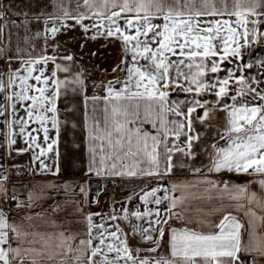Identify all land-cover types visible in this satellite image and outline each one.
I'll list each match as a JSON object with an SVG mask.
<instances>
[{
	"label": "snow or ice",
	"instance_id": "6c2138e0",
	"mask_svg": "<svg viewBox=\"0 0 264 264\" xmlns=\"http://www.w3.org/2000/svg\"><path fill=\"white\" fill-rule=\"evenodd\" d=\"M55 2L63 11L64 17L70 18V13L63 8V0ZM83 2L85 5L89 4V0ZM77 3L79 4V0ZM101 3L104 6L111 4L113 8L119 6V11L110 12L107 17L109 26L103 32L99 31L103 25H93L96 32L91 38L96 39L99 35L121 40L124 52L130 53L134 62V67L128 70V80L117 81L123 88L115 92V96L130 102L145 97L151 100L157 106V111L154 116L146 111L143 122L151 123L157 128V134L151 135L139 127H128L130 123L141 120L138 102L120 108L114 107L111 128L106 126L102 137L97 133L95 126L89 133L94 143L89 148L88 171L96 175L110 176L137 174L162 176L170 174L174 167H189L187 163L174 164L173 157L176 153L187 160L196 157L194 149L201 140V133L193 127L194 120L205 127L211 126L212 121L216 119V113L222 110L226 113V120L223 130L217 134L227 146L218 147L215 143L210 145L214 151L210 154L207 171L247 173L251 170L264 175V87H260L264 80L236 77V71L252 68L251 62L237 65L235 69H227V76L222 78L208 75L222 71L220 65L224 61L232 63L230 57L241 59V49L245 46L264 43V31H261V26H264V0H231L233 5L231 10L228 7V0H121L119 5L117 0H101ZM217 4L220 7H217ZM3 7L0 3V9ZM3 17L4 11H0V18ZM232 17L236 19L233 20ZM41 18L42 14L36 17L37 20ZM84 18L83 13L75 17L87 33L90 28L83 25ZM121 19L124 20L123 25L119 23ZM154 19H162L163 23L154 24ZM49 31L54 35L58 29L53 27ZM2 32L3 29H0V33ZM3 51L0 49V57L3 56ZM67 59L71 60L72 57ZM140 60L146 63L139 64ZM256 64L264 67V58L258 59ZM57 68L60 66L57 65ZM41 75L32 76L30 67L28 76L18 77L22 83L21 91L8 95L6 99L13 101L9 105L13 112L16 103L31 101L26 109L28 119L34 118L40 123L47 142L48 129L44 127L45 122L50 120L57 133L59 131V121L55 114L60 83H57L51 95L45 94L46 87L23 86L29 78L47 86L48 78L41 81ZM230 81L241 85L237 93L231 96ZM12 84L10 76L9 85ZM253 84L256 87H253ZM113 87L112 82H109L107 86L109 96L113 95ZM3 90V83L0 81V91ZM30 90H34L38 95H29ZM169 90L193 95L183 100H169ZM205 93L213 95L216 99L208 101L200 98ZM225 97L232 103L223 102ZM95 99L93 97V100ZM129 107L132 108L131 112L128 110ZM3 111V105L0 104V115ZM47 113L53 115L49 117ZM169 114L174 119H167ZM23 131L22 127L21 132ZM28 135L31 136L30 133ZM169 137H172L171 142ZM32 142L36 147H40L35 143V138H32ZM9 143L15 144L16 141L10 139ZM55 143L54 139L47 144L46 149L41 148L39 155L53 151ZM142 162H145L147 167H141ZM41 164L47 169L44 161H41ZM191 170L202 171L200 168ZM202 183L209 185L211 189L228 193V198L237 202L246 197L245 186L230 188L225 183L221 189L220 185L212 180H205ZM260 184L264 186V179ZM181 187L175 186L173 190H179ZM158 191L161 189L154 188L147 192L144 200L148 203V197H152L151 203L157 206L164 204V208L162 210L157 208L154 213L152 211L134 213L138 218L146 220L149 226L145 228L134 225L133 234L138 233L141 240L157 245L156 248H149L150 252L158 250L160 242L167 234L172 259L162 257L149 260L133 257L126 238L121 239L116 232L105 237L104 232L107 230L103 229V225H93L91 216L87 218L90 225L88 239H81L79 244L73 247L68 243L74 239L72 234L66 236L61 231L56 237L58 242H53L52 233L21 232L17 226L8 224L5 212L0 209V264H25V260L28 264H120L121 260H124L125 264H128V261H131V264H238V262L242 264L239 253L241 229L244 225L240 223L239 217L231 213L223 215L220 222L214 225L217 229L215 233L204 234L190 227L173 228L168 223L171 219L180 220L185 225L204 224L203 217L193 220L191 213L196 212L203 216L210 213H205L199 207L192 208L186 203L188 197L157 196ZM6 192L0 180V196H6ZM192 198L203 199L196 194H192ZM246 198L254 199L255 194ZM13 199L17 197L13 196ZM29 199H32L31 195ZM23 206L25 205L18 201L17 207ZM241 209L246 215H255L250 208L238 203L235 210ZM149 216H154V219L148 220ZM261 219L264 220V217ZM92 228L103 231L94 236ZM9 229L13 233L12 239L18 242L15 248L8 244ZM120 231L122 234V230ZM106 239H110L111 242L106 243ZM94 240L98 241L96 246H93ZM117 241L119 243H116ZM6 244L8 247H4ZM25 244L30 246L25 247ZM253 250L264 255V247L250 249L245 245L243 249L245 253ZM121 252L124 256H121ZM109 253L116 255L110 258Z\"/></svg>",
	"mask_w": 264,
	"mask_h": 264
},
{
	"label": "crops",
	"instance_id": "0c3cea01",
	"mask_svg": "<svg viewBox=\"0 0 264 264\" xmlns=\"http://www.w3.org/2000/svg\"><path fill=\"white\" fill-rule=\"evenodd\" d=\"M0 3L4 6L3 9H0V11H4L2 18L3 36L0 35L4 40L3 44H0V49L4 50L3 56L0 57V81H2L4 88L3 91H0V104L4 108L3 114L0 115V180L7 190L6 196H0V209L5 212L10 226H17L21 232L52 233L54 234L53 242H58L56 237L61 231L66 236L72 234L74 239L68 243L76 247L81 239H88L90 225L87 218L91 216L93 225H103V229H109L110 233L113 231L120 235L121 239L126 238L133 257L149 260L162 257L172 259L167 234L155 252H150L148 249L156 244L141 240L140 236L139 238L132 236L134 225L145 228L149 226L146 220L138 218L134 213L149 211L154 213L157 208L161 210L164 208V204L157 206L151 203L152 197H148V203L144 200L147 192L154 188H160L161 191L157 192V196L180 197L183 195L188 197L186 203L192 208L199 207L205 213H210L206 216L196 212L191 213L193 220L203 217L205 219L204 224L189 223L185 225L180 220L171 219L168 221L171 227L177 229L190 227L204 234L215 233L217 229L214 225L220 222L223 215L231 213L239 217L240 223L244 225L241 229L240 262L242 264H264V255H260L255 250L248 253L243 251L245 245L250 249L264 247V220L261 219L264 217V186L260 184L264 175L251 170L247 173L208 172L207 167L201 168V166L197 167L202 169L200 172L182 169L183 167H174L170 174L162 176L140 174L136 176H110L96 175L88 171L89 148L94 143L90 139L89 133L93 126L96 127L97 133L102 137L105 127L111 128L113 122L112 109L114 107L120 108L138 102L141 120L130 123L128 127H139L142 131L156 135L157 128L153 127L151 123L143 122V116L146 111L151 112L154 116L157 106L147 97L130 102L115 96V92L123 88V85L117 81H127L129 78L128 70L134 67L131 54H126L122 47L121 62L117 66L114 65L118 72L113 76H89L83 69L85 67L81 66L76 58L67 59V57H71L70 55H65L60 60L56 59L60 68L58 69L57 66L55 68L54 56L52 58L51 55H48V45L53 40V38L50 39L52 35L49 29L55 27L58 21L60 23L66 22V24L74 23L77 21L75 17L80 13L85 16L83 23L100 20L102 16L107 18L110 12L119 11V6L115 8L111 4L104 6L101 0H89L88 5H85L83 0H79V4L77 0H63V8H66L70 13V18H65L55 0H0ZM120 3L121 0H117V4ZM217 7L220 5L217 4ZM228 7L230 10L233 7L231 0H228ZM242 7L243 4H241ZM41 14L43 18L37 20L36 17ZM232 19L235 20L236 17H232ZM121 21L124 22L123 19ZM153 23L161 24L163 20L154 19ZM261 31H264V26H261ZM256 44L260 47V55L255 54L253 56L254 62L264 58V43H253L251 45L254 47L253 52H255ZM249 48L245 46L242 49L249 51ZM115 53L116 50L114 51L113 46V56ZM45 58L48 59L45 60ZM230 59H232V63L226 60L220 65L222 71L208 75L222 78L227 76V69H235L237 65L248 63L243 60L240 61V59L231 57ZM144 63L146 62L143 60L139 61V64ZM7 67L10 68L8 72ZM30 67L32 68V76H37L34 74L37 71L51 74L41 75V81L48 78L47 86L43 83L38 84L37 81L29 78L24 82V87L27 85H32L33 88L46 87L45 94L51 95L57 83H60V95L56 100L57 113L55 114L59 121V131L57 133V129L53 128L50 120L45 122L44 127L48 129L47 142L40 123L34 118L28 119L26 109L31 101L16 103L15 112H13L9 107L13 101L6 99L8 95L21 91L22 83L18 77L28 76ZM64 68L68 70L63 71ZM74 68H77L78 71L74 72ZM263 68L255 64L253 70L247 68L245 71L242 69L236 71L235 75L236 77L245 76L264 80ZM10 76L13 80L12 86L9 85ZM109 82H112L114 86L112 96H109L107 91ZM252 86L256 87L255 84ZM240 87L241 85L230 81L229 96L236 94ZM260 87H264V84H261ZM169 91V100L186 98L182 94L187 93ZM28 94L38 95L34 90H30ZM93 97L96 99L93 100ZM200 98L211 101L216 99L209 93L203 94ZM224 100L231 101L228 97H225ZM128 110L131 112L132 108L129 107ZM47 115L51 117L53 114L47 113ZM216 116L221 120H226V113L222 110L218 111ZM167 119L171 120L170 114ZM12 121L17 122L11 123ZM193 124H195L193 127L196 131L201 133V137L208 135L207 130L203 129V126H199L198 121L194 120ZM22 127L24 128L23 132H21ZM29 133L31 136L28 135ZM208 136L211 145L215 143L220 146L226 143L219 137ZM32 138H35V143L39 144L40 147L33 144ZM10 139H15L16 143L10 144ZM54 139L56 143L53 144V151H46L44 155H39L41 148L46 149L47 144ZM171 140L172 137H169V142ZM181 158L182 156L176 153L173 157V163L180 164ZM41 161H44V164L48 166L47 169L44 168ZM141 167H147V164L142 162ZM19 168H23L26 174L19 175L17 171ZM4 177L7 179H3ZM205 180L217 182L221 189L225 183L230 188L245 186L247 188L246 197H250L254 193L255 198L242 197L239 202L231 200L228 198V193L211 189L209 185L202 183ZM110 184H113V197ZM175 186L182 187L174 191ZM105 190L106 192L109 190L106 199L103 198ZM61 194H77L78 196L61 198L54 205H51L52 202L47 204ZM192 194L203 197V199H193ZM30 195L31 200L29 199ZM13 196L17 199H13ZM95 196L96 198H94ZM91 200L95 201V206L92 209L88 207ZM103 200L107 204L105 205L107 208L104 205L101 206ZM8 201L11 205L7 204ZM18 201L25 206L17 207ZM238 203L250 208L255 215H246L243 209L235 210ZM214 209H223V211H212ZM110 210H113V215H111ZM126 215L127 219H125ZM111 217H115V219L112 218L113 227L110 225ZM147 219H154V216H149ZM103 229L92 228V235H97ZM120 230H122V234ZM8 235V244H11L13 248L17 247L18 242L12 239L13 233L10 229ZM105 235L108 236V234ZM107 242H111L110 239H106ZM97 243L98 241L94 240L93 246H96ZM24 246L29 247L30 245L25 244ZM4 247H8V245L6 244ZM137 249L140 251L137 252ZM112 254L113 257L116 255L115 253ZM9 255L11 258V253ZM121 256H124L123 252H121ZM25 264H28L27 260H25ZM120 264H125V261L121 260ZM128 264H131V261H128Z\"/></svg>",
	"mask_w": 264,
	"mask_h": 264
},
{
	"label": "rangeland",
	"instance_id": "374dc122",
	"mask_svg": "<svg viewBox=\"0 0 264 264\" xmlns=\"http://www.w3.org/2000/svg\"><path fill=\"white\" fill-rule=\"evenodd\" d=\"M105 15V14H102ZM106 16H102L100 20H92L91 22H85L83 25H87L90 28L89 32H85L84 28L81 26V23H78L75 21L74 23L66 24L65 23H60L59 21L56 23L55 28L58 29V31L53 35L51 32L52 37L50 39L53 40L50 42L48 45V55L54 56V66L56 68L57 64L56 59H61L65 57V55H70L71 57L76 58L75 60L80 63L81 66L85 67L83 68L85 70V73L89 76H113V74H116L118 71L115 66L119 64L121 56L123 55V42L121 40H117L115 38H105L104 36H97L96 39H92V35L96 32V28L93 27V25H103L99 29L100 32H103L108 26L109 22L108 19L105 18ZM0 20L3 21L2 18ZM121 25L124 24L123 21H119ZM3 36V34H2ZM4 40L3 37L1 38L0 36V44H3ZM113 46H114V51L116 50L115 56H113ZM1 47V46H0ZM3 47V46H2ZM122 47V48H121ZM253 46L249 48V51H244V49L241 50V56L242 58L240 61H246V62H254L253 56L260 55V50H259V45L256 44V48L254 49L255 52H253ZM62 56V57H61ZM53 58V57H52ZM115 59V60H114ZM257 61V60H256ZM256 62L253 63V67L249 68L251 70L254 69ZM257 65V64H256ZM60 66V65H59ZM66 66V65H65ZM10 68L7 67V72ZM258 68L256 67V70ZM82 71V69H80ZM264 70V68H263ZM74 72H77L78 69L74 68ZM244 71V70H243ZM246 71V69H245ZM44 75V74H51L49 72H35L34 74L37 75ZM73 74V73H72ZM221 74V73H220ZM184 97L190 98V94H182ZM184 99V98H183ZM208 100V99H206ZM211 101V100H208ZM223 102H227L229 104L232 103V101L229 100H224ZM202 111V110H201ZM171 119H174V117L171 116ZM225 121L218 116H216V119L212 121L211 126L205 127L204 124L199 123V126H203V129L207 130L208 135L211 137H219L217 134L218 131H222L224 128ZM195 125V124H193ZM205 135L201 137L200 142L197 144V147L194 149L196 151L197 155L194 159L192 160H187V158L183 157L179 160L180 163H187L189 167H183L182 169H187L191 170L193 168H197L201 166L207 167L209 165V161L211 159L210 154L214 151L210 145L211 142H209V136ZM220 139V138H219ZM221 146H227L226 143L221 144L218 147ZM206 150V151H205ZM14 156V154H11ZM20 174H24L25 170L23 168H19L17 170ZM26 174V173H25ZM109 187H112V197H113V184H110ZM109 192V190H107ZM105 190V195L103 194V198H108ZM96 198V196L94 197ZM104 199V200H105ZM113 199V198H112ZM11 200V199H10ZM101 203V206L104 205L105 208H107L105 205V202ZM51 201H47L51 203ZM7 204H10V201L7 202ZM11 205V204H10ZM95 206V201L91 200L90 203L88 204V207L92 209ZM109 209V208H108ZM112 212L111 215H113V210H110ZM109 217V216H108ZM110 225L113 227V219L111 217ZM109 226V225H107ZM113 229V228H112ZM113 232V231H112ZM105 234H109L110 230L107 229ZM104 234V235H105ZM132 236H136L139 238V235L133 234ZM105 237H108L105 235ZM109 257H113L112 253H109ZM100 257H97L99 259Z\"/></svg>",
	"mask_w": 264,
	"mask_h": 264
},
{
	"label": "water",
	"instance_id": "95a60500",
	"mask_svg": "<svg viewBox=\"0 0 264 264\" xmlns=\"http://www.w3.org/2000/svg\"><path fill=\"white\" fill-rule=\"evenodd\" d=\"M75 196H78V195L77 194H61V195H59V196L54 198V200L52 201L51 205H54L61 198H64V197H75ZM161 242H160V244H161ZM156 247H157V245H155V246H153L151 248H156Z\"/></svg>",
	"mask_w": 264,
	"mask_h": 264
},
{
	"label": "built area",
	"instance_id": "2783aa9c",
	"mask_svg": "<svg viewBox=\"0 0 264 264\" xmlns=\"http://www.w3.org/2000/svg\"><path fill=\"white\" fill-rule=\"evenodd\" d=\"M0 29H3V21L2 20H0ZM2 33H0V35H1Z\"/></svg>",
	"mask_w": 264,
	"mask_h": 264
},
{
	"label": "trees",
	"instance_id": "16d2710c",
	"mask_svg": "<svg viewBox=\"0 0 264 264\" xmlns=\"http://www.w3.org/2000/svg\"><path fill=\"white\" fill-rule=\"evenodd\" d=\"M131 180H134V179H131Z\"/></svg>",
	"mask_w": 264,
	"mask_h": 264
}]
</instances>
